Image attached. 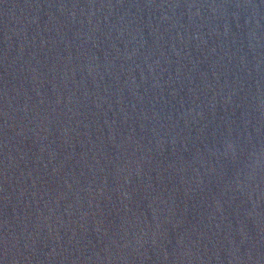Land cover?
<instances>
[{
    "label": "water",
    "instance_id": "95a60500",
    "mask_svg": "<svg viewBox=\"0 0 264 264\" xmlns=\"http://www.w3.org/2000/svg\"><path fill=\"white\" fill-rule=\"evenodd\" d=\"M259 58L264 67V0H244Z\"/></svg>",
    "mask_w": 264,
    "mask_h": 264
}]
</instances>
